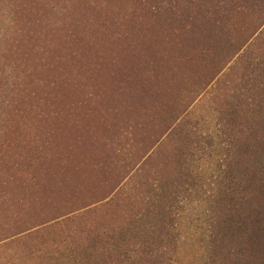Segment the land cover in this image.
Returning a JSON list of instances; mask_svg holds the SVG:
<instances>
[{
    "label": "rangeland",
    "instance_id": "1",
    "mask_svg": "<svg viewBox=\"0 0 264 264\" xmlns=\"http://www.w3.org/2000/svg\"><path fill=\"white\" fill-rule=\"evenodd\" d=\"M19 1L20 23L10 13L12 0H0V33L4 42L22 37L27 62L44 68L37 66L28 82L25 124L15 116L14 133L0 141V212L19 214L26 206L18 208V195L46 201L49 213L77 193L88 199L113 190L105 203L44 231L37 227L16 244L49 250L65 238L59 249L71 264L77 251L85 259L101 251L115 256L125 239L162 240L170 264L213 262L238 232L231 211L240 194L228 170V137L264 107V28L204 86L211 43L198 40L204 37L196 26L185 32L172 15L204 19L206 0ZM227 8L226 19L210 10L208 24L219 17L229 37H243L236 27H249V8ZM3 52L0 91L10 96L17 61H6ZM7 109L0 104L2 133ZM9 253L1 249L0 260Z\"/></svg>",
    "mask_w": 264,
    "mask_h": 264
},
{
    "label": "trees",
    "instance_id": "2",
    "mask_svg": "<svg viewBox=\"0 0 264 264\" xmlns=\"http://www.w3.org/2000/svg\"><path fill=\"white\" fill-rule=\"evenodd\" d=\"M12 2L15 7L13 6L14 9L11 8L10 13L12 12L15 15L14 18L18 19L17 21L20 23V16L24 10V6L19 0H12ZM226 4L227 7H232L240 12L244 11L242 8H249L248 18L252 19L249 27L241 28L239 26L241 22L236 27L237 30L239 28L244 32L243 37L238 32L231 37L228 36L230 34V26L228 27L225 24V20H222L226 19L229 14L228 8L226 13L222 11L224 10L222 8H225ZM204 8V19H197L195 15L183 12L172 15V18L174 22H182L185 32L193 31L196 26L197 32H200V35L204 37L198 39L199 41L206 39L210 41L211 53H205V55L209 56L208 60L212 62V65L210 75L203 83L206 86L222 65L229 61L244 46L246 39L252 37L260 28H264V0H221L216 2L206 0ZM210 10L214 14L223 13L222 19L216 16L210 17L212 21L208 24V15H211ZM0 11L4 10L0 8ZM0 13L3 14L4 12ZM187 19H190V24L183 21ZM200 23L203 27L202 31L197 26ZM23 35H25V30L23 31ZM10 38L11 36L4 42V33H0V50H5L3 52L4 59L6 61L10 59L17 61L15 77L10 82V96L3 93L4 90L0 91V95L3 97L0 96V104L4 108L8 107L6 112L7 119L4 121L5 129L3 133L0 132V141L2 140L4 144H6L10 135L14 133V128L17 127V124L14 126L16 120H22V124H25L23 119H26L27 112L25 113L23 104L28 96V82L33 78V73L34 70L36 71L37 66L44 68L42 63L30 65L27 62L30 57L25 58L23 56L22 45L20 43L22 37L14 36L11 41ZM186 43L188 44L189 42ZM5 44H7V47ZM37 60H41V58L38 56ZM26 62L27 64L23 67L22 65ZM19 65H21L20 69ZM185 107L186 105L182 109ZM261 110L260 118L251 123H242L235 130V134H230L231 136L228 137L230 150L227 154L228 170H230L232 177V188L234 190L237 188L240 194L234 202L231 211V218L234 223H237L238 232H235L236 236H232L231 234L234 241L231 240V242L225 243L223 250L212 259L214 260L213 262L208 264H264V107ZM178 127L168 129V133L177 132ZM123 176L120 177V180L123 179ZM112 187L107 188V190H99L93 198L80 199L79 196L85 195L77 193L70 203H63L65 200L61 199L60 201L63 202H60L58 206H53V211L49 213L44 212L46 201L37 204L35 200H31L24 195L15 197V199L19 198L22 200L18 203V208L23 207L24 204L26 207L19 211V214L22 213V216L15 212H0L3 217L2 223H0V227L3 228V232L0 233V250L10 251L9 255H6L8 257L5 259L7 262L0 260V264H32L33 261L36 262L33 264H66V258L59 248L66 245L67 239L63 238L54 244V248L51 245L49 250H44L40 248L36 249L34 242L26 243L22 241L21 244H16L15 238L27 232H30L29 235L35 234L38 232L37 227L44 231V229L58 225L60 222L70 221L74 216H77L76 213L78 211H88V206H93L97 202L105 203L111 195ZM69 205L71 206L68 207ZM36 206H39V211L38 213H33L32 208ZM15 210L18 209L15 208ZM3 221H5V224H3ZM5 225H8V227H5ZM95 236L97 235L93 237ZM8 239H13L15 246L10 248L9 244L13 240L6 241ZM124 242L128 243L129 240L125 239ZM154 242V245L143 240L135 241L132 245L126 243L125 248H119V252L115 256H113V252L105 253L101 251L99 257L91 255L90 258L85 259L77 251L75 253L77 257L74 256L75 260L71 264H170L166 249L161 251L164 241ZM93 243L95 242L93 241ZM26 247L29 249H26ZM10 249H12V252ZM45 252L49 253L44 254ZM69 258L71 257L67 259ZM76 259L78 260L76 261Z\"/></svg>",
    "mask_w": 264,
    "mask_h": 264
}]
</instances>
